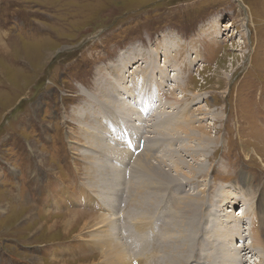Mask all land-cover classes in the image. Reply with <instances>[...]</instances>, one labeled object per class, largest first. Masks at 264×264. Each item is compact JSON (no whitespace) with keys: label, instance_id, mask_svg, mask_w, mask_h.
Returning <instances> with one entry per match:
<instances>
[{"label":"rangeland","instance_id":"374dc122","mask_svg":"<svg viewBox=\"0 0 264 264\" xmlns=\"http://www.w3.org/2000/svg\"><path fill=\"white\" fill-rule=\"evenodd\" d=\"M120 87L131 91L125 112L116 106L127 100ZM154 95L143 115L138 103ZM125 113L134 114L130 126ZM184 127L197 133L180 134ZM261 135L264 0H0V264H99L111 241L134 264H173L182 242L169 219L201 196L184 264H264L249 248L250 236L264 240ZM97 136L117 151L97 152ZM140 154L161 165L163 180L133 171ZM93 161L120 174L108 210L90 200ZM91 182L103 192L104 183ZM139 187H151L142 205ZM100 215L114 227L82 226ZM224 215L242 220L243 245L240 233L220 240Z\"/></svg>","mask_w":264,"mask_h":264},{"label":"bare ground","instance_id":"6f19581e","mask_svg":"<svg viewBox=\"0 0 264 264\" xmlns=\"http://www.w3.org/2000/svg\"><path fill=\"white\" fill-rule=\"evenodd\" d=\"M253 25V24H252ZM132 53H134V51H132ZM132 53H131V59H132ZM164 54V63H165V61L167 60V54H165V53H163ZM130 55V54H129ZM125 56V55H124ZM129 57V56H128ZM127 59V58H126ZM162 59V60H163ZM129 60V59H128ZM126 62H129V61H126ZM163 62V61H162ZM162 62L160 61V64H162ZM117 65V64H116ZM115 65V66H116ZM117 68L118 67H113V69H114V71L116 72V70H117ZM130 71V70H129ZM230 77V76H229ZM228 78V77H227ZM121 88V87H120ZM126 89H127V87H125ZM122 89V93L123 94H125V96L124 97H126V99L127 100H125L124 101V103H122L121 101V103H122V105H121V107L120 106H118V104H116V106L118 107V109L120 110V111H123V112H125V111H127L128 109H129V107H130V104L132 103V101H131V99H130V97H129V95L131 96V91L128 89V91H125L123 88H121ZM124 90V91H123ZM105 96H106V98H107V100L108 101H112V97H113V94H112V90H110V91H106L105 92ZM106 98L103 96V100H106ZM117 101H119L118 99H117ZM116 101V102H117ZM125 104H126V107H125ZM127 114H130V115H132L131 116V119H128V118H126L125 117V119L124 120H122L126 125H128V126H130V123H132V120H133V113H125V116H127ZM119 114H117V116H118ZM135 115H137V114H135ZM139 116V115H138ZM136 118V117H135ZM100 119V118H99ZM114 121H116V122H118V120H119V118L118 117H115V119H113ZM192 120V119H191ZM139 121H140V119H139V117H138V119H136V122H138L139 123ZM87 122H91V124L92 125H95L96 126V120H95V118L93 119V118H91L90 120H88ZM120 123V122H119ZM121 125V124H120ZM127 126V127H128ZM138 125L136 124L135 125V129H136V127H137ZM82 129V128H81ZM83 130V129H82ZM127 130V129H126ZM189 130V128L188 127H184L181 131L180 130H178L179 131V133L181 134H186V135H190L191 136V134L190 133H193V132H196V131H188ZM83 132V131H82ZM197 133V132H196ZM83 134H85V132L83 133ZM86 134H88V133H86ZM88 137V136H87ZM86 137V138H87ZM192 137V136H191ZM261 137H263L262 135H261ZM264 138V137H263ZM89 139V138H88ZM91 139V138H90ZM75 140V139H74ZM93 140V139H92ZM78 142V141H77ZM91 142V141H90ZM92 144H95V149L97 150V152H107V153H111V154H114V152H115V150L116 149H112V148H108L107 147V149L104 147V145H103V143H101L100 141H99V138H98V136L96 137V139L94 140V142L92 143ZM93 146V145H92ZM185 146V152L187 151V150H189L190 149V146H187V144L186 145H184ZM71 147V146H70ZM72 148V147H71ZM37 149V148H36ZM202 150V149H201ZM117 151V150H116ZM191 152V151H190ZM189 152V153H190ZM202 152H204L203 150H202ZM201 152V153H202ZM124 153V152H123ZM126 153V152H125ZM188 153V154H189ZM99 154V153H98ZM117 154H118V152H117ZM192 154V153H191ZM202 155H203V153H202ZM152 156H147L146 154H140L139 156H137L136 157V160H135V162H134V159H133V171H135V172H139V173H143V172H145V173H147V174H149V175H154L155 177H159L161 180H163L164 179V175H165V171H163L162 170V168H161V165L159 164V167H155L154 165H152V163H151V161H152V158H151ZM90 158V157H89ZM101 158V157H100ZM40 159V158H39ZM195 159V158H194ZM96 160V159H95ZM182 161V160H181ZM197 161V160H196ZM41 162H43V161H41ZM98 162H100V163H102V165H101V169H97V167H96V163H98ZM93 161V163H91V165L90 166H88L87 167V171H86V175H85V177H87V179L88 180H86V182L88 181V186L91 188V190L97 195V197H92V198H90V200H91V202L92 203H98L97 202V200H96V198L98 199V200H101V202L103 203V206H99V209L101 208H103V210L105 209H107L108 210V205H107V203L105 202L106 200H108V199H111V202H110V204L112 205V206H114L115 204H114V200H116L117 198H118V191H119V189H118V186H119V175L120 174H118V173H114V169L113 168H111L107 163H105L104 161ZM89 163V162H88ZM172 163H176L177 164V162H172ZM199 163H201V161L199 162ZM163 164H165V163H163ZM196 164V163H195ZM203 164V163H202ZM98 165V164H97ZM200 167H201V165H199ZM202 166H204V165H202ZM189 171H191V173H192V175L194 176V175H196V173L200 170H197V172H196V169L195 168H193V167H191V165H189ZM122 169V168H121ZM192 169H194V170H192ZM86 170V169H85ZM90 170V171H89ZM118 171V170H117ZM175 172V171H174ZM157 179V178H156ZM92 180H94V181H96L97 183H104L103 185H102V190H103V192H100V194H99V192L96 190L98 187H95V186H93V183L91 182ZM174 180V179H173ZM241 180V179H240ZM163 182V181H162ZM95 184V183H94ZM100 186H101V184H99ZM132 186H133V183H131V189H133L132 188ZM88 187V188H89ZM86 188H87V186H86ZM85 188V189H86ZM151 188V187H150ZM149 188V189H150ZM85 189H80L81 190V198L83 199L84 197H85V194H86V190ZM99 189V188H98ZM149 189L146 191V192H144L143 194L142 193H140V192H142L143 191V188L142 187H139L138 188V191L137 190H135L138 194H136V200H137V197H138V203L140 204V205H142V204H144V203H146L145 201H144V199H143V197L145 196V194H148L149 193ZM90 190V189H89ZM227 190V189H226ZM89 192V191H88ZM230 191L228 190V192L227 193H229ZM65 193H67L66 195H67V198H68V192H67V190L66 189H64V191H63V195H65ZM93 193V194H94ZM92 194V193H91ZM109 194H111L114 198L112 199V197L109 195ZM131 194V193H130ZM234 194V193H233ZM228 195V194H227ZM229 195H230V193H229ZM79 196H80V194H79ZM86 196H88L87 194H86ZM91 196V195H90ZM94 196V195H93ZM101 198H100V197ZM247 196V195H246ZM191 197V196H190ZM233 197H234V195H233ZM232 197V198H233ZM86 198V197H85ZM116 198V199H115ZM235 198V203H236V201H238L237 200V198L236 197H234ZM119 200V199H118ZM129 200L130 201H135V197L131 194V196H129ZM228 201H230L231 200V198L230 199H227ZM82 201V200H81ZM124 201H126L125 203H129L128 205H131V202H127V200H124ZM183 201V200H182ZM148 203H149V206H153L154 204L152 203L151 204V201L148 199V201H147ZM114 204V205H113ZM178 204V203H177ZM230 204V203H229ZM127 205V206H128ZM204 205H205V203H204V197L203 196H201V197H194V198H189V199H187V201H186V204H182V205H180V207H182V206H184V210H183V212L180 214V216H179V213H178V211H175L174 212V214H173V216L169 219L170 220V222H168V223H170V227H171V229L169 230L172 234H175L176 236H178V238H179V240L182 242V245L179 247L180 249L178 250V253L180 254V257H175V260L172 262L173 264H184L187 260H189V258L191 259V257H189L190 256V253H191V250H190V248H188V242H189V237H188V231H189V229H190V231H192L191 233H193L194 232V229H195V227H196V220H195V217H194V215H196L195 214V212L197 211V214H198V212H200V217L202 218V216H203V213H201L204 209ZM179 206V204L177 205V207ZM121 207V206H120ZM176 207V206H175ZM180 207H179V209H180ZM232 208V206H230V209ZM176 210H178L177 208H175ZM203 209V210H202ZM171 210V209H170ZM202 210V211H201ZM165 211H167L166 209H165ZM228 210H225V213H231L232 212V210L231 211H228ZM171 212H172V210H171ZM194 212V213H193ZM169 213V212H168ZM241 212H239L238 214H234V212H233V215L235 216L236 215V217H237V215H239ZM72 214H76V213H72ZM107 215V214H106ZM156 216V215H155ZM103 217H105V216H102L101 217V215H100V217H97V216H92V217H86L87 218V220H83L82 219V226H84V228L85 227H87L88 226V221H89V223L91 224V223H93L92 224V226H94V227H98V226H101V224H103L104 222H106L105 224H108V226L107 227H109V226H111V227H114V221L113 220H111V218H103ZM231 217V216H230ZM230 217H229V215H224V217H221L219 220H218V227H217V229H219V232H218V235H219V237H220V240L223 242V244H224V241L225 240H231V241H233L232 239H235L236 237L238 238V236H237V234L238 233H240L239 234V239H243V237L244 236H242V233H243V231H242V228H243V226H242V220L241 219H237V218H234V220H231L230 219ZM103 218V219H102ZM190 218H192L193 219V221H191L190 220ZM217 219H218V217H216ZM231 218H233V217H231ZM114 219V218H113ZM154 219V218H153ZM156 219V218H155ZM215 219V218H214ZM216 219V220H217ZM261 219H262V221L264 222V216H261ZM162 220V219H161ZM168 220V221H169ZM161 222V221H160ZM173 222H175V224L173 223ZM252 222V221H251ZM111 223V224H110ZM228 223H231V224H228ZM63 224L64 225H67L68 226V220H64L63 221ZM104 224V225H105ZM110 224V225H109ZM154 225V224H153ZM167 225V226H168ZM262 225V224H261ZM54 226V225H53ZM53 226H50V227H53ZM138 226H135V229H137L138 230ZM151 228V227H150ZM161 228V227H160ZM245 228V227H244ZM255 228V227H254ZM264 228V227H263ZM101 229V228H100ZM99 229V230H100ZM107 229V228H106ZM95 230V229H94ZM98 230V229H97ZM152 230V229H151ZM158 230V229H157ZM163 230V229H162ZM115 231V230H114ZM114 231H112V232H114ZM167 231V230H166ZM249 231V230H248ZM150 232V231H149ZM161 232V231H160ZM159 233V232H158ZM163 233H165L164 231H163ZM163 233H161L160 234V236L161 235H163ZM251 233H253V231L251 232ZM103 234V233H102ZM105 234V233H104ZM196 234V233H195ZM97 235V234H96ZM95 235V236H96ZM106 235H109V236H111V234H106ZM158 235V234H157ZM166 235V234H165ZM253 235H254V233H253ZM165 237V236H164ZM155 238V237H154ZM157 238V237H156ZM250 238H251V240H252V242H251V247H249L250 249L252 248H254V249H256V251H257V249H258V252L260 253V254H262V253H264V240H262V241H260L259 239L258 240H255L254 238H253V236L251 237L250 236ZM98 239V238H97ZM96 242V241H95ZM106 242V241H105ZM105 242H103V243H105ZM116 242V241H115ZM154 242H156V239H154V240H151L149 243H148V245L150 246V247H155V245H154ZM171 242V241H170ZM208 242H209V240H208ZM107 243V242H106ZM150 243H152L151 245H150ZM161 243V242H160ZM176 243V242H175ZM94 244H96V243H94ZM110 245H112V247L113 248H109V246ZM110 245L109 246H104V248L107 250L106 252H104V253H102L101 252V257H99L98 258V260H99V264H134V261H135V259H129V257H127L126 256V254H125V252H123V251H119V250H117L116 248H115V243L113 242V241H111V243H110ZM243 245V244H242ZM242 245H239V246H237V248H242L243 246ZM164 246V245H163ZM242 246V247H241ZM153 247V248H154ZM236 247V246H235ZM109 248V249H108ZM237 248H235V249H237ZM245 249V247H243L242 248V250L241 251H239V253H241L243 250ZM251 249V250H252ZM122 250V249H121ZM104 251V250H103ZM231 251V253H233L234 251H232V250H230ZM236 251V250H235ZM238 251V250H237ZM226 252H228L227 250H226ZM232 255H237V254H231V256ZM145 259H146V257H144ZM144 258H142V257H140V264H142V260L144 261L145 259ZM154 258V257H153ZM162 258V257H161ZM198 258V257H197ZM200 258V257H199ZM225 258H229V256L228 257H225ZM234 258V257H233ZM239 258V257H238ZM50 259V258H49ZM207 259V258H206ZM224 259V258H223ZM222 259V260H223ZM134 260V261H133ZM186 260V261H185ZM196 260V259H195ZM198 260V259H197ZM222 260H221V262H222ZM52 261H55V260H51V263H55V262H52ZM263 261H264V259H263ZM61 262V264H68V262H67V260L64 262V261H60ZM210 262V261H209ZM219 263V264H222V263ZM40 264V263H39ZM160 264V263H159ZM163 264V263H162ZM187 264V263H186ZM190 264V263H189ZM214 264V263H213Z\"/></svg>","mask_w":264,"mask_h":264},{"label":"clouds","instance_id":"9594fccd","mask_svg":"<svg viewBox=\"0 0 264 264\" xmlns=\"http://www.w3.org/2000/svg\"><path fill=\"white\" fill-rule=\"evenodd\" d=\"M244 223H245V221H244ZM242 236H243V235H242ZM244 237H245V236H244ZM242 243H244V241L241 240V244H242Z\"/></svg>","mask_w":264,"mask_h":264}]
</instances>
